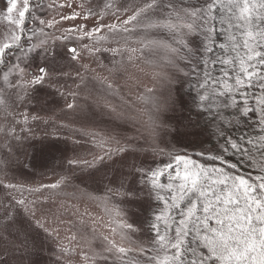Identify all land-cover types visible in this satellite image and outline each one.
I'll return each mask as SVG.
<instances>
[{
    "label": "rangeland",
    "instance_id": "374dc122",
    "mask_svg": "<svg viewBox=\"0 0 264 264\" xmlns=\"http://www.w3.org/2000/svg\"><path fill=\"white\" fill-rule=\"evenodd\" d=\"M80 2L43 0L44 5L57 6L44 7L43 14L38 15L41 19L59 20L61 15L78 10L59 5ZM96 2L93 0V6ZM111 2L114 7L104 17L105 25L117 23L113 14L117 9L120 19H125L142 0ZM190 2L197 4L203 0ZM6 7V0H0V43L10 32L5 19ZM98 22L69 20L46 29V32L59 37L74 25L87 23L91 29ZM36 27L39 26L29 16L24 30L25 41ZM139 38L132 37L133 40ZM148 39L178 47L181 36L160 29ZM203 40V34H198L193 45L199 46ZM66 43L71 42L49 40L50 49L57 53L53 67L67 74L59 81V91L65 95L53 93L46 82L44 86H36L35 92L21 102L15 100L17 94L24 95L19 88L13 90L0 83V90L10 97L11 104L9 117L6 118L0 110V128L11 124L15 129L14 134L10 132L7 136L0 131V181L3 182L0 184V202L7 204L9 198H24L33 202L29 208L34 213L29 216L32 225L27 239L23 233L17 239L0 232L3 237L0 239V264H104L94 254L109 247V241L131 247L121 240L125 233L120 231L119 225L123 222L142 229L132 235V239L151 247L149 241L153 234L148 230V224L154 222V213L161 206L155 200L151 172H162L163 175L157 177L158 183H173L175 188L179 181L170 180V170L165 167L169 163L175 166V155L186 154L189 158L200 153L215 155V152L208 151L217 139L215 126L211 114L206 110L201 112L199 101V95H210L215 91L211 86L207 93L199 88V84L204 83L205 71L213 77L211 53L197 58L196 63L201 66L196 72L191 66L185 67L183 62L179 64L183 71H177L168 64L163 49H143L134 54L125 53L122 57H113L110 52L93 56L84 51L82 58L73 62L67 58ZM83 43L91 46L93 42L85 40ZM211 45L212 41H208V46ZM27 46L24 43V47ZM96 46L116 45L104 43ZM131 47L139 49L135 43ZM200 51L203 52V47ZM18 54H10L9 61L15 63L14 57ZM128 55L133 59L129 60ZM38 66H42V61L40 53L36 52L30 57L27 71L38 72ZM6 70L0 65V76ZM17 79L13 78V84ZM69 93H76L75 100ZM169 98L178 102L173 109L166 103ZM73 102L78 107L68 109L66 105ZM25 116L27 123L24 122ZM118 146H130L132 150L115 157L116 161L107 166L81 173L82 168L86 169L83 161L92 162L94 156ZM73 160L78 163L70 165L69 161ZM179 171L183 175L182 167ZM73 175H89L91 178L85 180V184L74 180L59 188L42 187ZM171 176L175 177V171ZM7 184L16 185V188L4 187ZM37 188L40 192L30 191ZM126 191L135 192V199L125 196ZM150 191L152 195H149ZM167 192L168 189L164 188L161 194ZM37 219L48 229L47 233L35 223ZM114 260L115 256L109 257L107 264H113Z\"/></svg>",
    "mask_w": 264,
    "mask_h": 264
},
{
    "label": "snow or ice",
    "instance_id": "6c2138e0",
    "mask_svg": "<svg viewBox=\"0 0 264 264\" xmlns=\"http://www.w3.org/2000/svg\"><path fill=\"white\" fill-rule=\"evenodd\" d=\"M6 4L5 19L9 23L10 32L5 41L0 43V65L7 69L0 76V83L13 90L19 88L24 95L17 94L15 100L21 102L31 92H35L36 86H44L46 82L53 93L65 95L59 91V81L67 74L53 67L57 61V53L50 49V39L71 42L66 43L65 48L67 58L73 62L81 59L84 51L93 56L110 52L113 57H122L125 53L134 54L143 49L156 48L164 50L168 64L177 71H183L179 67L180 62H183L185 67L191 66L193 72H196L201 66L196 63L197 58L212 53L215 47L213 34L219 16L221 28L225 31L231 29L227 43H221L219 48L223 51L227 47L234 55L230 59L218 61L224 65L219 78L210 77L205 71L204 83L199 84V88L201 92L207 93L211 86L215 91L210 95H199V101L201 112L206 110L210 113L215 126L214 134L217 139L208 151L215 152L210 159L219 161L220 166H207L186 154L175 155V166L172 163L165 166L170 170V180L179 181L175 188L173 183H158L157 177L163 175L162 172H151L155 200L161 205L154 213V222L148 224V230L153 234L149 241L151 247H146L143 241L132 239V235L142 229L135 227L133 223L123 222L119 225L120 231L125 233L121 240L131 247L109 241V247L94 255L104 261V264L112 256H115L113 264H117V261L118 264H264V0H203V3L197 4H191L190 0H142L125 19H120L117 9L113 13L117 23L108 25L103 23V19L112 12L114 4L111 0H97L95 6L93 0H81L79 4H61V8L78 10L69 15H61L59 20L40 18L44 7L57 6L44 5L43 0H6ZM29 16L39 27L33 28L31 36L25 41L24 30ZM80 19L99 22L91 29L87 23L74 25L65 29L59 37L46 32V29L55 28L64 21ZM160 29L173 32L174 35L179 33V46L172 47L160 40L148 39L154 31ZM102 32H106V35H101ZM198 34H203L204 40L199 46H194L193 40ZM133 36L140 38L133 40ZM33 40L37 42H32ZM85 40L92 41V45L83 43ZM208 41L213 42V47L208 46ZM24 43H27V48ZM104 43L116 46H96ZM134 43L139 45V49L131 47ZM200 47H203V52ZM14 52L19 54L14 57L16 62L11 63L8 57ZM36 52L40 53L42 66H38V72L30 73L27 71L28 63L31 55ZM128 59L132 60L133 56L128 55ZM203 63L206 64V61ZM215 63L216 60L213 61ZM77 76L79 77V73ZM13 78H18L16 84H13ZM69 95L75 100L76 93ZM9 100L10 97L0 90V110L6 118L10 116ZM166 103L173 109L178 102L175 98H169ZM179 104L182 106L181 102ZM66 107L75 109L78 105L73 102ZM252 114L258 115L256 124L260 135L247 138L243 133L232 135V130L238 129ZM27 119L25 116V123ZM0 131L5 136L10 132L15 133L11 124L0 128ZM5 147L10 148L9 145ZM131 150L130 146L108 149L103 154L94 156L92 162L83 161L86 169L82 168L81 173L98 169L102 165L107 166L116 161L115 157H121ZM230 151L239 153L241 161L230 162ZM256 154L261 157L258 161H255ZM244 157L249 158L250 164L255 161L261 174L253 178L251 175L235 173L234 170L243 167ZM69 163L71 165L78 162L73 160ZM181 167L183 175L179 171ZM172 171H175V177L171 176ZM90 178L89 175L64 176L56 183L42 187L59 188L74 180L85 184L84 181ZM4 187L15 189L16 185L7 184ZM164 188L168 189L166 195L161 194ZM30 191L40 192V189ZM124 195L135 199L136 193L126 191ZM149 195H152L151 191ZM30 203L33 202L24 198H9L7 204L0 202V232H6L9 237L17 239L23 233L27 239L32 225L29 216L34 215L29 208ZM25 216L27 220L24 219ZM35 223L44 232H48L38 219ZM104 239L107 240V237ZM191 244L202 245L203 250H198ZM33 246H36L34 240Z\"/></svg>",
    "mask_w": 264,
    "mask_h": 264
},
{
    "label": "trees",
    "instance_id": "16d2710c",
    "mask_svg": "<svg viewBox=\"0 0 264 264\" xmlns=\"http://www.w3.org/2000/svg\"><path fill=\"white\" fill-rule=\"evenodd\" d=\"M219 16H217V23H216V31L214 32L213 36H214V42H215V47H213V42L212 45L210 47H213V51L211 53L212 56H209L210 60H212V62L214 60L217 61V63L213 64V69H212V73H213V77L215 78H219L221 76V68L224 67V65H221L218 61L220 59H230L232 55H234V53H231L227 47L222 51L219 48V45L221 43H227V39H228V32L231 31V29H228V31H225L221 28V25L219 24ZM211 24V22H210ZM252 91V90H250ZM258 119V115L257 114H252L249 119L247 121H245L238 129H234L232 130V135L234 136H238L241 133L245 134L246 138L247 137H256L258 135H260V131H259V126L256 124V121ZM253 151L255 152V149H253ZM212 155H196V156H192L191 159H196L198 161H200L201 163H205L207 166H217L219 167V161H212L210 159ZM228 157L230 159V162H236V161H241V155L239 153H232L231 151L228 153ZM248 157H244L243 158V167L242 168H237L236 170H234L235 173H242L245 176H249L251 175L253 178H255L256 175L261 174L258 171L259 165L255 163V161H258L261 159V157L259 156V154H256L255 156V161L253 163H248ZM186 203V202H185ZM214 225V221L211 222ZM189 242H191V236H189ZM192 247L198 248V250H203V246L202 245H198V244H191Z\"/></svg>",
    "mask_w": 264,
    "mask_h": 264
}]
</instances>
